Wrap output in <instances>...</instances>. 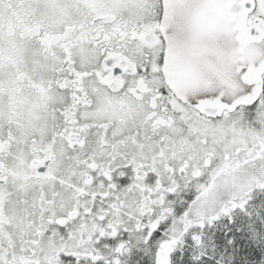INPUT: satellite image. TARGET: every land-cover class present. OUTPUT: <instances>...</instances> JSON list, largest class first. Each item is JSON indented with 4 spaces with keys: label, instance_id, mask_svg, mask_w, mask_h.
Instances as JSON below:
<instances>
[{
    "label": "snow or ice",
    "instance_id": "6c2138e0",
    "mask_svg": "<svg viewBox=\"0 0 264 264\" xmlns=\"http://www.w3.org/2000/svg\"><path fill=\"white\" fill-rule=\"evenodd\" d=\"M0 264H264V0H0Z\"/></svg>",
    "mask_w": 264,
    "mask_h": 264
}]
</instances>
